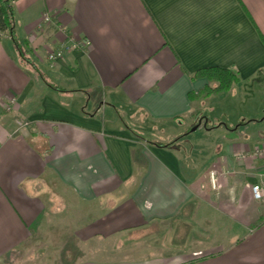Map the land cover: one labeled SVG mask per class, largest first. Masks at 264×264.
Wrapping results in <instances>:
<instances>
[{
	"label": "crops",
	"instance_id": "1",
	"mask_svg": "<svg viewBox=\"0 0 264 264\" xmlns=\"http://www.w3.org/2000/svg\"><path fill=\"white\" fill-rule=\"evenodd\" d=\"M13 6L18 39L63 91L0 35V264H39L33 255L54 249L55 235L78 251L57 264H264V207L251 196L264 188L253 154L264 148V102L237 125L241 114L215 125L199 111L209 96L189 97L212 84L191 78L206 67L239 79L213 98L261 87L264 0ZM201 126L225 140L199 142ZM183 227L184 244H164Z\"/></svg>",
	"mask_w": 264,
	"mask_h": 264
},
{
	"label": "rangeland",
	"instance_id": "2",
	"mask_svg": "<svg viewBox=\"0 0 264 264\" xmlns=\"http://www.w3.org/2000/svg\"><path fill=\"white\" fill-rule=\"evenodd\" d=\"M256 86L247 91L248 94L252 92L251 94H249L251 95L250 99L249 98L247 99L246 97L244 98V96L242 95L243 94L242 92L240 93L237 92L235 95L228 94V95H224L223 97H214V98H213V95H211L208 98L203 99V102L199 103V111L202 114L206 115L207 118L211 119L210 123L216 122L215 125L216 124L218 125L219 122H222V123L232 122L234 117H237L239 114H241V117L239 118V120L235 122L236 123L235 125H237L238 123L242 121L241 119L243 117H246V119H248L250 112L253 113L256 111L257 113L261 102L262 103L264 102V83H262V85H259L261 87L256 88ZM214 118L219 119V121L214 120ZM202 128L203 127L201 126V128L199 129L200 131H197V136L195 138L199 140V142L207 143L210 141L211 138L213 141L219 140L223 142L225 140V136L222 135L223 129H218V130L214 129L212 132H210L212 134L211 135V134H207V131L206 133H204L205 131ZM253 129H255V127L251 126L246 130L247 132L252 133ZM212 168L213 169L211 170H216L215 167H212ZM185 234H186L185 228L183 227L180 230V232H176V234L175 233L172 234V236H176L175 239H171L172 241L170 242H168L167 240L169 239H167L164 244L166 245L176 244L177 245L178 242L181 243V241H182V244H184ZM53 241L55 245L54 249H51V250L42 249V250H37L36 254L33 253L34 254L33 256L39 257V261H38L39 264H45L46 262L47 264H50L52 262L54 264H57L58 261L61 259V257L65 256L66 258L67 257L72 258L73 256L76 257L78 255V251L72 247L71 248L69 247L59 248L58 236L55 235ZM148 251L149 250H140V252L137 255L144 256L142 255L144 253L148 255L151 252V250L149 252ZM159 251H166V250H159ZM25 256H29V254L27 253L25 254Z\"/></svg>",
	"mask_w": 264,
	"mask_h": 264
},
{
	"label": "trees",
	"instance_id": "3",
	"mask_svg": "<svg viewBox=\"0 0 264 264\" xmlns=\"http://www.w3.org/2000/svg\"><path fill=\"white\" fill-rule=\"evenodd\" d=\"M15 1L17 0H0V35L6 33L10 37L17 53L19 63L22 66L33 71L53 88L63 91L58 86L47 81L45 74L41 71L31 53V48L28 46V42L26 40L20 41L18 39L15 31V14L13 6ZM201 77L207 78L212 84L206 85L197 93L190 92L189 97L194 98L195 96L199 97L201 95L211 96L223 91H229L239 80L233 70L223 67L201 68L191 76L192 79Z\"/></svg>",
	"mask_w": 264,
	"mask_h": 264
},
{
	"label": "built area",
	"instance_id": "4",
	"mask_svg": "<svg viewBox=\"0 0 264 264\" xmlns=\"http://www.w3.org/2000/svg\"><path fill=\"white\" fill-rule=\"evenodd\" d=\"M42 22L43 23H51L52 19L51 16L49 15H44L42 18ZM82 47L83 46V42L79 43H75L72 45L69 44H61L60 46H58L57 48L51 50L47 57L50 61H55L56 59L62 57L65 52H67L69 49L71 48H75V47ZM254 155L256 156H263V160H264V148H256L253 152ZM245 154H239L238 156L240 157H244ZM261 170H262V175L264 176V162L261 165ZM209 183L210 186L213 189H217L219 187L218 184V177L217 174L215 172V170H210L209 171ZM251 196L254 200H256L257 202H259L261 204V206L264 207V188L261 184H253L251 186Z\"/></svg>",
	"mask_w": 264,
	"mask_h": 264
}]
</instances>
